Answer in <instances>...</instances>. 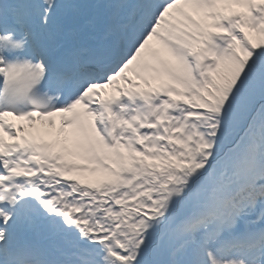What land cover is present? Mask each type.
Instances as JSON below:
<instances>
[{
    "label": "snow or ice",
    "instance_id": "6c2138e0",
    "mask_svg": "<svg viewBox=\"0 0 264 264\" xmlns=\"http://www.w3.org/2000/svg\"><path fill=\"white\" fill-rule=\"evenodd\" d=\"M0 264H264V0H0Z\"/></svg>",
    "mask_w": 264,
    "mask_h": 264
},
{
    "label": "bare ground",
    "instance_id": "6f19581e",
    "mask_svg": "<svg viewBox=\"0 0 264 264\" xmlns=\"http://www.w3.org/2000/svg\"><path fill=\"white\" fill-rule=\"evenodd\" d=\"M129 75H131V74H129ZM132 77L135 78L134 81L135 80L141 81L142 79H146L149 76H147L145 74H141L142 78L137 77V76H132ZM142 84L143 83L141 82V85ZM119 86L123 87V85H119ZM110 94L111 95L114 94L112 89H110ZM6 120L11 124L16 125L18 128L22 127V129H23L22 133L25 135L26 139L27 138H35L37 140L40 138H48L53 143H56V140L61 139L62 141H64L65 136L70 135L72 133L71 129L69 130L68 133H65L64 129H61L60 122L58 121V116L52 118V126H49L47 121H37L35 123L30 124L28 121H26L25 123H22L18 119L12 120L9 117H6ZM8 138L9 137L7 135L3 136V139L5 140L6 144H8L6 141ZM61 147H65V145L63 144ZM66 147L71 149L72 145L68 144ZM84 176L88 177L89 182H93V178L90 176V173H83L81 175V179H83L82 177H84Z\"/></svg>",
    "mask_w": 264,
    "mask_h": 264
},
{
    "label": "rangeland",
    "instance_id": "374dc122",
    "mask_svg": "<svg viewBox=\"0 0 264 264\" xmlns=\"http://www.w3.org/2000/svg\"><path fill=\"white\" fill-rule=\"evenodd\" d=\"M233 10H238V9H235L234 8ZM252 35H253V38L256 39L255 34H252ZM142 80H143L142 81L143 85L141 87H139V88L142 89V90H144V91H148L151 88H154V87L157 86V81L154 78H152V77H148V78L142 79ZM145 80H147V84H145ZM64 132L66 133V131H64ZM56 143H57V146L58 147H61L63 145V141L61 139H58L56 141ZM90 176L93 178V182L99 178L98 174L97 175L90 174ZM82 178H83L84 181H86V182L88 181V177H85L84 176Z\"/></svg>",
    "mask_w": 264,
    "mask_h": 264
}]
</instances>
